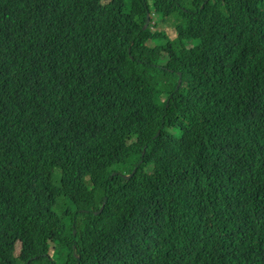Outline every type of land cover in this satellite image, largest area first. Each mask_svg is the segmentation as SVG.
<instances>
[{
	"label": "trees",
	"instance_id": "1",
	"mask_svg": "<svg viewBox=\"0 0 264 264\" xmlns=\"http://www.w3.org/2000/svg\"><path fill=\"white\" fill-rule=\"evenodd\" d=\"M27 263L264 264V0H0V264Z\"/></svg>",
	"mask_w": 264,
	"mask_h": 264
},
{
	"label": "water",
	"instance_id": "2",
	"mask_svg": "<svg viewBox=\"0 0 264 264\" xmlns=\"http://www.w3.org/2000/svg\"><path fill=\"white\" fill-rule=\"evenodd\" d=\"M148 26V24H146V27ZM136 172V170H134V172H133V174ZM132 174V175H133ZM132 175H126V176H124V178H126V179H129V178H131V176ZM104 206H105V203H104V205L102 206V208H101V210L98 212V213H100L103 209H104Z\"/></svg>",
	"mask_w": 264,
	"mask_h": 264
},
{
	"label": "clouds",
	"instance_id": "3",
	"mask_svg": "<svg viewBox=\"0 0 264 264\" xmlns=\"http://www.w3.org/2000/svg\"><path fill=\"white\" fill-rule=\"evenodd\" d=\"M148 28V26L146 27V25H145V27H144V30L145 29H147ZM180 76H181V74H180ZM181 84H182V79H181V77H180V79H179V83H178V88L181 86ZM132 177V176H131ZM129 179H131V178H129ZM128 179V180H129ZM104 205V204H103ZM27 264H29V263H27Z\"/></svg>",
	"mask_w": 264,
	"mask_h": 264
},
{
	"label": "rangeland",
	"instance_id": "4",
	"mask_svg": "<svg viewBox=\"0 0 264 264\" xmlns=\"http://www.w3.org/2000/svg\"><path fill=\"white\" fill-rule=\"evenodd\" d=\"M171 31H172V30H169L168 33L170 34ZM173 35H174V34H173ZM173 35H171V36H173ZM56 176H57V175H56ZM16 251H17V253L20 252V245H19V244H18L17 247H16Z\"/></svg>",
	"mask_w": 264,
	"mask_h": 264
}]
</instances>
